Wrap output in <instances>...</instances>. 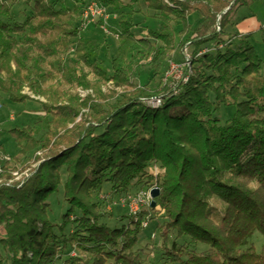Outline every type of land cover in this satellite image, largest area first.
Returning <instances> with one entry per match:
<instances>
[{"label":"trees","instance_id":"1","mask_svg":"<svg viewBox=\"0 0 264 264\" xmlns=\"http://www.w3.org/2000/svg\"><path fill=\"white\" fill-rule=\"evenodd\" d=\"M9 1L0 0V93L15 103L37 101L43 115L8 130L17 155L34 156L19 178L11 158L1 163L0 264H147L139 235L143 222L155 219L151 212L162 217V264H264V58L247 34L222 38L235 6L261 0H128L145 2L159 26L136 36L120 8L110 76L91 61L97 47L80 34L87 0H69L72 7L57 6L65 0H24L32 14L22 24L4 20ZM94 1L108 11L119 7L118 0ZM195 10L202 21L191 29L187 17ZM186 34H195L183 43L194 51L187 79L171 84L161 69ZM71 43L76 63L103 82L76 64L55 63ZM139 56L160 76L156 87L134 84ZM104 83H110L105 90ZM78 89L89 92L81 96ZM151 98L160 103L148 104ZM176 107L184 111L171 114ZM224 110L229 115L222 120ZM153 163L163 172H148ZM142 180L158 186L155 205L118 225L104 222L112 214L94 196L106 184L132 196L127 190ZM255 233L263 237L259 250L250 242Z\"/></svg>","mask_w":264,"mask_h":264},{"label":"rangeland","instance_id":"2","mask_svg":"<svg viewBox=\"0 0 264 264\" xmlns=\"http://www.w3.org/2000/svg\"><path fill=\"white\" fill-rule=\"evenodd\" d=\"M89 3L90 1L87 0ZM12 10L10 16L4 18L6 22L10 24H22L26 19L32 14V5L26 4L24 0H10ZM63 6L72 7L73 3L69 2V0L57 2V6L60 4ZM128 0H118L117 5L119 7L117 9L112 8V10H107L108 18L105 20H96L93 22H89L87 27L80 28V34L86 39L92 41L96 47L97 51L91 55V61H93L103 72L110 76L112 73L111 70V60L116 56L117 53V39L118 34L120 32V27L118 21L121 16V9L123 8V12L127 13L131 16V20L134 23V32L136 36L146 35L148 29H156L159 26V20L153 17V10L149 9L145 2L140 1L136 4L128 5ZM125 6V7H124ZM245 16V17H244ZM217 26L216 30H219L218 21L219 15L217 16ZM230 20L232 24H228V30L223 32L222 38L228 40L233 38L231 33H243L248 35L249 42L255 47L258 55L264 58V0L254 2L249 6H235V9L231 12ZM202 21V16L199 11H191L188 14L187 22L189 23L191 29L196 28L200 22ZM104 23V24H103ZM261 26V27H260ZM182 25L175 24L176 31L181 30ZM195 34H186L182 35V37H177V44L174 53L171 55L172 58L170 60L174 63L177 61L178 64H182L184 62V56H190L192 58L193 50L191 45L187 42L183 45L186 39L192 40ZM183 45V46H182ZM72 47V43L69 46V49ZM71 50V49H70ZM182 59V62L179 63L178 59ZM189 58V65L190 60ZM64 62L66 65L76 64L78 70L86 74L91 81H102V78L94 74L84 63L77 62L76 57L74 56V51H70L69 53H64L58 57L55 63ZM148 58L146 56H139L134 61L135 68L133 72V82L138 86H142L148 84L150 88H154L158 85L160 81V76H152V71L149 70L148 66ZM169 64V63H168ZM185 68V65L182 68ZM181 67H174V71L168 69L167 66L162 67L161 71L165 75L163 79H168V81L172 82L179 80V75L182 73ZM178 69V70H177ZM103 82V81H102ZM110 83H104L103 90ZM81 96H85V94L89 91H81ZM31 98L44 101L43 97L32 95L27 88L24 89ZM184 110L182 108H172L170 113L180 114ZM43 113L41 111L40 104L35 100H28L25 103H15L11 102L7 99L5 95L0 93V144L3 145L4 155L0 157V163L4 162L8 157L10 160V167L16 166V171L14 174L16 178L21 177L23 174H27V170L24 173H20V170L24 167L27 162L33 161L32 153H29L25 157H21L17 155V151L19 149L17 143L14 138L8 133L9 128L18 126H32L37 120L41 119ZM229 115V111H220V117L224 120ZM16 158V159H15ZM34 165V164H33ZM148 172L153 175H157L158 173L163 172V169L160 168L159 164L153 163L148 167ZM153 183V181H152ZM149 184L146 180H142L140 183H137L127 190L130 194H135L132 196H136V194L140 191L148 193L152 188L156 186L151 185L152 187L148 188ZM137 187V188H135ZM147 187V189H146ZM158 187V186H157ZM139 190V191H137ZM128 196L115 194L111 187L106 184L99 194L94 196V201L98 202L100 208L110 212L112 217H105L103 221L106 222L109 226L118 225L121 222L122 218H125L126 215L130 214L129 206L127 205ZM151 198V196H150ZM152 200V198H151ZM216 207L222 211L225 207V204L220 200H212ZM151 205V202H150ZM144 208L143 205L139 206V209ZM152 213V217L155 218L145 227H143L142 232L140 233V251L142 256L146 258L147 264H162L161 262L166 261L165 256L163 255L161 246H160V238L158 236V227L160 222L162 221V217L157 215L154 212ZM259 214L254 213V219L258 220ZM59 216H57V220ZM127 219V217L125 218ZM124 220L123 222H125ZM3 230L0 229V236H2ZM153 234H155L153 236ZM174 237V234L171 235L170 239ZM188 238L179 239L180 242H186ZM250 242L254 245V247L259 250L260 246L263 242V237L259 233H255ZM197 251L202 248L199 246H195ZM0 253L4 254L2 247L0 245Z\"/></svg>","mask_w":264,"mask_h":264},{"label":"built area","instance_id":"3","mask_svg":"<svg viewBox=\"0 0 264 264\" xmlns=\"http://www.w3.org/2000/svg\"><path fill=\"white\" fill-rule=\"evenodd\" d=\"M166 1V0H165ZM82 19H83V24H82V27L84 28L89 22H93L96 20H103L104 23L105 20L108 18V12H107V9L106 7H104L103 5L99 4L98 2L94 1V0H91L89 3H87L85 5V7L83 8L82 10ZM103 23V24H104ZM200 53V51L198 52ZM183 58L184 59V62L182 64H178L176 62H172V61H169V64H168V69H170L171 67V70L174 71V67L178 68V67H181L183 65H185V68L183 67L182 69V73H180L179 75V80H183V81H186L187 79V76L184 75L185 74V69L187 67H189V58H191V55L190 56H184ZM178 70V69H177ZM148 104H151L152 106H157L159 103H160V99L158 98H151L150 100H148L147 102ZM0 170H1V163H0ZM127 200V205L129 206V210H130V213L131 214H135L138 210H139V206L141 205H150V202H151V198H150V192L148 193H145V192H138L136 194V196H128L126 198ZM147 225V221L143 222V226L145 227Z\"/></svg>","mask_w":264,"mask_h":264},{"label":"water","instance_id":"4","mask_svg":"<svg viewBox=\"0 0 264 264\" xmlns=\"http://www.w3.org/2000/svg\"><path fill=\"white\" fill-rule=\"evenodd\" d=\"M158 194H159V188L158 187H155V188L151 189V191H150V196L152 198L151 206L155 205V198L158 196Z\"/></svg>","mask_w":264,"mask_h":264},{"label":"crops","instance_id":"5","mask_svg":"<svg viewBox=\"0 0 264 264\" xmlns=\"http://www.w3.org/2000/svg\"><path fill=\"white\" fill-rule=\"evenodd\" d=\"M245 17V16H244ZM261 27V26H260ZM243 34V33H242ZM194 35V34H193ZM184 36V35H183Z\"/></svg>","mask_w":264,"mask_h":264}]
</instances>
